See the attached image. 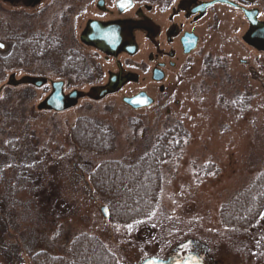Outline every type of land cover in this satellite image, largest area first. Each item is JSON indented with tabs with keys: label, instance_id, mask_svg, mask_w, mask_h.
I'll use <instances>...</instances> for the list:
<instances>
[{
	"label": "rangeland",
	"instance_id": "rangeland-1",
	"mask_svg": "<svg viewBox=\"0 0 264 264\" xmlns=\"http://www.w3.org/2000/svg\"><path fill=\"white\" fill-rule=\"evenodd\" d=\"M249 1L245 7L256 9L264 23V3ZM46 9L45 2L31 11L0 1V42L9 49L21 33L43 35ZM221 9L219 29L203 34L186 76L179 82L170 71L163 109L133 112L112 97L83 100L61 113L38 111L47 86L7 83L10 74L17 81L45 77L46 65L31 58L0 69V264H32L38 252L64 259L81 234L96 239L114 264L191 251L204 264H264V211L246 230L220 223V208L264 174V55L242 43L247 22L240 12ZM80 118L111 130L113 153L95 156L72 144L69 133ZM177 124L188 137L161 164L158 207L141 222H112L107 205L93 194L90 172L108 159L131 163Z\"/></svg>",
	"mask_w": 264,
	"mask_h": 264
},
{
	"label": "flooded vegetation",
	"instance_id": "flooded-vegetation-1",
	"mask_svg": "<svg viewBox=\"0 0 264 264\" xmlns=\"http://www.w3.org/2000/svg\"><path fill=\"white\" fill-rule=\"evenodd\" d=\"M0 1L12 8L31 11L38 9L42 2L46 3L44 34L33 37L45 39L47 46L39 64L46 65L47 76L33 78L44 79L41 88L47 86L49 94L53 83H61L62 106L66 108L63 112L71 111L83 100L97 102L87 97L92 90L97 91L94 95L99 90L106 92L99 102L118 97L133 112L157 105L161 106L159 109L165 108V98L160 99V96L171 89L170 71L177 72L179 82L186 76L191 67L189 59L202 43L203 34L219 29L221 8L240 12L247 21L240 8L248 10L250 8L245 5L251 4L249 0H229L237 4L235 8L221 3L203 6L215 0ZM247 31L242 37L244 44ZM0 43L3 44L0 58H4L7 46ZM246 46L256 54L264 55L255 47ZM71 95L75 98L69 99ZM137 97L142 98L135 100L134 106L149 100L151 104L134 109L126 102ZM165 113L169 115V109Z\"/></svg>",
	"mask_w": 264,
	"mask_h": 264
},
{
	"label": "trees",
	"instance_id": "trees-1",
	"mask_svg": "<svg viewBox=\"0 0 264 264\" xmlns=\"http://www.w3.org/2000/svg\"><path fill=\"white\" fill-rule=\"evenodd\" d=\"M261 1L264 3V0ZM10 44L4 58H0V69H12L18 67L19 63L24 65L31 58L42 61L47 46L43 36L28 37L25 33L15 36L14 42ZM135 127L138 128L137 125ZM166 130L151 140L150 147L131 163L108 159L90 172L89 182L93 194L107 205L112 222H141L148 219L158 207L162 185L159 171L161 164L175 156L188 137L179 124ZM69 134L72 144L83 153L95 156L113 153L115 138L103 124L80 118ZM10 144L11 147L19 148L17 142L12 141ZM252 185L249 192L237 195L220 208V223L223 227L246 230L260 217L264 211V174ZM68 247L64 259H53L46 252H38L32 258V264H114L93 237L78 235Z\"/></svg>",
	"mask_w": 264,
	"mask_h": 264
},
{
	"label": "water",
	"instance_id": "water-1",
	"mask_svg": "<svg viewBox=\"0 0 264 264\" xmlns=\"http://www.w3.org/2000/svg\"><path fill=\"white\" fill-rule=\"evenodd\" d=\"M216 3H221V4H226L231 7H238L235 2H230L229 0H215L213 2H210L208 4L203 5L204 7L216 4ZM241 12H243L244 16L246 17L248 24H249V30L247 31V34L245 35L243 41L248 44L255 47L259 51L264 52V23L259 22L257 20L258 18V11L254 10H246L243 8ZM3 48V44L0 43V49ZM30 85L35 88H41L45 84V80L41 78H33V77H22L18 81L11 76L9 78V81L7 83L8 86L10 87H18V86H23V85ZM96 90L90 91V93L87 95V97H90L91 99H94L96 101H99L103 99L106 95L105 91H100L98 92L97 95H94ZM61 92V83H53L52 84V92L49 94V96L39 104L37 107L38 111H54V112H63L66 108L62 106L63 102V96ZM97 92V91H96ZM72 98L74 99L75 96L71 95L69 99ZM142 97H137L134 99H128L126 102L129 105H133L132 103ZM74 102H72L73 105ZM151 104V100L148 102H145L144 104H140L137 106H134V109H140L143 107H148ZM71 105V106H72ZM70 107V106H69ZM132 107V108H133ZM103 215L105 218H108L107 216V210L106 208L101 209ZM152 262H155V264H203L202 259L199 258L198 253L196 251H191L187 255H185L184 258H182L180 255H175V256H170L166 260H161L157 258H149L144 261H142L139 264H152Z\"/></svg>",
	"mask_w": 264,
	"mask_h": 264
},
{
	"label": "snow or ice",
	"instance_id": "snow-or-ice-1",
	"mask_svg": "<svg viewBox=\"0 0 264 264\" xmlns=\"http://www.w3.org/2000/svg\"><path fill=\"white\" fill-rule=\"evenodd\" d=\"M123 7V5H121ZM152 264H155V262H152Z\"/></svg>",
	"mask_w": 264,
	"mask_h": 264
}]
</instances>
